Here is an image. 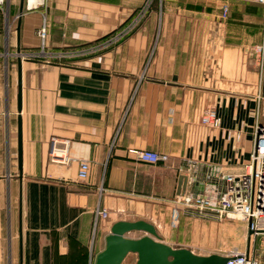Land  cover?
Returning <instances> with one entry per match:
<instances>
[{
	"label": "crops",
	"instance_id": "crops-1",
	"mask_svg": "<svg viewBox=\"0 0 264 264\" xmlns=\"http://www.w3.org/2000/svg\"><path fill=\"white\" fill-rule=\"evenodd\" d=\"M144 1L46 0L39 8L41 1L30 7L24 0L20 14L21 0H5L0 8V264H94L118 220L150 222L173 245L164 230L179 175H187L186 191L196 187L195 173L205 180L209 164L238 172L247 162L255 130L264 127V60L260 65L252 52L264 42V4L149 0L132 36L106 48L87 45ZM41 50L45 57L34 56ZM206 109L218 125L201 122ZM53 138L67 141L74 161L50 162ZM137 150L168 160L147 163ZM79 160L89 165L86 178L77 175ZM100 209L107 217L96 216ZM179 210L182 220L191 211ZM231 226L225 239L205 227L202 239L221 243L220 254L246 250V242L232 247ZM128 256L123 263L133 264L136 255ZM259 258L264 264V253Z\"/></svg>",
	"mask_w": 264,
	"mask_h": 264
},
{
	"label": "built area",
	"instance_id": "built-area-1",
	"mask_svg": "<svg viewBox=\"0 0 264 264\" xmlns=\"http://www.w3.org/2000/svg\"><path fill=\"white\" fill-rule=\"evenodd\" d=\"M3 0H0V3ZM264 4V0H253ZM43 3L41 0L40 4ZM145 9L139 14L144 16ZM227 14V7L221 13L222 18ZM38 35L44 39L45 29L38 30ZM264 35V33H263ZM252 52L260 65L264 60V42L252 47ZM201 122L216 126L219 119L213 109H206L201 116ZM137 158L147 163L166 162L168 156L151 150L135 151ZM50 162L68 164L75 160L68 154L67 141L51 139L48 152ZM188 168L196 171L197 164L188 163ZM89 165L85 160H79L78 177L86 178ZM192 180L196 187L173 197V211L179 208L198 213L211 214L222 219H239L245 222L247 231L251 234H264V127H258L254 134L253 147L243 169L238 172H226L221 167L209 164L205 180L199 181L196 173ZM107 211H96L97 217H107ZM229 259L226 264H261L258 256L248 252L231 251L227 253Z\"/></svg>",
	"mask_w": 264,
	"mask_h": 264
},
{
	"label": "water",
	"instance_id": "water-1",
	"mask_svg": "<svg viewBox=\"0 0 264 264\" xmlns=\"http://www.w3.org/2000/svg\"><path fill=\"white\" fill-rule=\"evenodd\" d=\"M24 0H21L20 14L23 11ZM20 20L17 23V34H19ZM19 39V36H18ZM19 42V40H18ZM17 109L21 110V74H22V56L19 46L17 48ZM260 127V126H259ZM22 165L21 149V125L18 120V167ZM187 175L181 174L178 177L176 194L180 195L186 187ZM139 231L143 235L139 237H129L130 232ZM248 235L251 231L247 232ZM104 248L97 253L94 264H124L129 254H135L136 258L133 264H226L229 257L226 254L211 253L199 254L187 247H173L163 242L155 226L143 219L134 221L118 220L110 225L109 233L105 236Z\"/></svg>",
	"mask_w": 264,
	"mask_h": 264
},
{
	"label": "rangeland",
	"instance_id": "rangeland-1",
	"mask_svg": "<svg viewBox=\"0 0 264 264\" xmlns=\"http://www.w3.org/2000/svg\"><path fill=\"white\" fill-rule=\"evenodd\" d=\"M150 1L145 0L144 3H142L141 7L137 9L124 23L117 25L114 29H112L108 34L87 43V45L92 44L94 47L93 49H101L106 48L107 46L115 45L117 43H120L124 41L129 36H132V34L139 28V26L144 22L146 13L143 17L138 19L139 14L142 10L145 9V12L149 8ZM46 5V0H43V3L38 4L37 7L42 8ZM6 2L3 0L0 3V8L5 10ZM35 9V7L33 8ZM15 19L8 20L7 21V27L9 29V25L12 28L13 31L15 27ZM41 29V28H40ZM38 34V31H37ZM39 36V35H38ZM41 41L43 40L41 36H39ZM41 51L37 52L36 55L38 57H45L46 55L44 53H41ZM30 57V56H29ZM15 61V58L12 59V62ZM228 225H232L230 230H236V237L232 238V240H235V244L232 245H240L243 248V245L245 246V242L247 249L246 250H238L235 248H232L230 250H225L224 253L227 254L231 251H239V252H248L251 255L258 256L259 254L264 253V234H250L248 235V231L246 229V224L244 221L239 219H222L219 220L215 216L211 214H204V213H198L195 211H188L186 213L185 218L182 220V213L180 210L177 211V213H174V211H170L167 221V227L165 228L164 232L170 237L173 238V247H189L196 250V252H201L202 254H211V253H217L222 252L223 245L221 243H206L202 239L203 230L205 227H211L216 229V232L220 231L221 233V239H225L226 232ZM159 235V234H158ZM212 240H216L217 237L213 235L211 237ZM255 247V252H251L252 247ZM187 247V248H188ZM200 254V253H199ZM130 257L128 256L125 259V263H128L130 261Z\"/></svg>",
	"mask_w": 264,
	"mask_h": 264
},
{
	"label": "bare ground",
	"instance_id": "bare-ground-1",
	"mask_svg": "<svg viewBox=\"0 0 264 264\" xmlns=\"http://www.w3.org/2000/svg\"><path fill=\"white\" fill-rule=\"evenodd\" d=\"M39 1H41V0H27V5L32 7V6L36 5Z\"/></svg>",
	"mask_w": 264,
	"mask_h": 264
}]
</instances>
